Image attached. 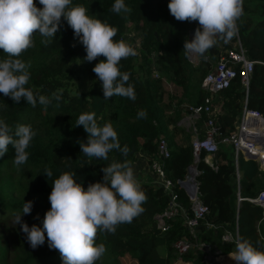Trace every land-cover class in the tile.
<instances>
[{"label": "trees", "instance_id": "trees-1", "mask_svg": "<svg viewBox=\"0 0 264 264\" xmlns=\"http://www.w3.org/2000/svg\"><path fill=\"white\" fill-rule=\"evenodd\" d=\"M115 0H73V4H83L88 14L99 18L117 29L115 40L123 37L132 44L133 38L126 34L139 35L140 41L136 55L122 59L119 68L127 73L129 82L134 86L135 101L121 96H114L105 101L101 82L97 80L93 68L103 56L92 62L84 59L87 55L83 44L74 37V32L62 17L56 37L49 44L39 33L34 34V47L27 49L19 59L29 65L30 79L26 85L37 96L44 95L51 100L48 105L33 107L21 100L15 104L10 97L0 93V121L8 124L13 133L18 125H31L37 133L26 151L29 153L26 164L15 166V151L9 145L7 153L0 157V222H5L17 214H22L26 201L42 203L49 200L52 184L56 176L63 171L75 173L77 182L85 189L90 183L102 181V169L113 162L123 163L126 159L133 164L140 153H145L148 162L157 158V144L160 137L168 143L169 156L163 159L167 176L176 184L179 199L191 215V201L180 185L186 178L188 167L194 155L191 145L193 134L179 123L189 113V107L202 101L205 90L201 82L205 74L213 67L216 58L231 47L236 40L234 33L227 43L218 39L215 47L197 56L193 62L184 53V42L188 31L197 28V22H180L168 8L170 0H125L131 7L128 14H116L111 11ZM38 7L39 0H36ZM254 12V13H253ZM237 33L249 58L255 60L248 91L245 93L238 76L230 85L221 89L214 103L213 116L219 136L229 134L237 124L244 103L248 108L258 110L264 117V0L252 7L251 0H243V15L237 20ZM206 57V58H205ZM0 49V61L7 59ZM157 66L159 76L152 75L153 65ZM86 82L76 83V77ZM179 86L184 97L175 99L169 95L164 99L163 80ZM77 84L76 89L74 87ZM54 96H59L57 100ZM184 100L186 103L181 105ZM95 112L100 126L110 123L116 130L121 148L130 149L128 156L118 149L108 153V160L89 158L81 153L80 143L87 141L88 133L83 126H76L82 113ZM145 113L143 117L139 113ZM205 113L196 117L198 135L203 136ZM202 150L197 161L196 179L198 195L207 205L208 212L199 224L198 239L212 246L214 255L223 256L234 249L232 241L224 240L226 228L234 229L238 225V236L249 241L258 250H264L263 233H258L257 223L261 221V206L243 198L238 200L236 168L233 161V147L220 143L215 153L217 169L204 160ZM51 169L53 178L49 179L43 170ZM240 173L239 192L242 197L255 196L264 189V170L256 160L238 158ZM10 175L9 181H1ZM147 200L142 204L143 212L131 223L120 224L115 233L98 230L96 244H103L107 264H205L194 249L188 250L179 262L171 263L174 253L173 242L188 236L187 228L181 224L179 216L171 227L161 231L157 227L155 215L163 211L167 195L163 187L154 182L139 181ZM25 216V215H23ZM6 218V219H5ZM214 224L216 226H212ZM5 245V256L8 246ZM166 246V257L162 258L158 246ZM23 250L14 248L17 258L14 264H63L58 250H52L47 243L29 249L25 243ZM131 262L123 263V256ZM0 264H4L0 260Z\"/></svg>", "mask_w": 264, "mask_h": 264}, {"label": "clouds", "instance_id": "clouds-1", "mask_svg": "<svg viewBox=\"0 0 264 264\" xmlns=\"http://www.w3.org/2000/svg\"><path fill=\"white\" fill-rule=\"evenodd\" d=\"M39 4L42 7L37 6L36 0H0V49L8 56L0 61V93L15 104L21 100L33 107L37 102L51 103L48 97L37 96L26 87L30 66L19 57L35 46L36 33L45 38L42 43L49 44L56 37L63 17L74 37L83 44L87 53L84 59L92 62L101 56L105 58L93 68L102 85L103 99L121 96L135 101L134 86L128 83L129 75L120 71L119 63L137 53L123 37L114 39L117 29L89 15L83 4H73V0H39ZM168 8L177 21L198 23L194 37L184 42L183 51L191 58L205 56L216 46L217 38L225 43L232 39L236 22L243 15V0H170ZM111 11L128 14L132 9L125 0H115ZM138 115L143 117L145 113ZM76 126H83L88 133L86 142H78L81 153L90 159L107 161L112 149L128 156V146L121 148L116 130L110 123L100 126L95 112L80 114ZM36 134L31 125L24 124L18 125L13 133L8 124L0 121V157L11 145L15 151L14 165L26 164L29 156L26 149ZM102 171L103 180L90 183L86 189L83 183L77 182L75 173L60 172L52 184L51 208L43 218L42 227L37 224L30 227L22 220L33 208V202L26 201L22 214L15 217V224L20 226L31 248L42 246L47 236L49 248L60 252L63 264H95L100 259L105 247L95 242L98 230L114 234L120 224L131 223L143 212L142 204L147 200L130 160L113 162ZM43 172L49 179L53 178L51 169L45 168ZM233 243L229 257L236 264H264V250H258L239 236Z\"/></svg>", "mask_w": 264, "mask_h": 264}, {"label": "built area", "instance_id": "built-area-1", "mask_svg": "<svg viewBox=\"0 0 264 264\" xmlns=\"http://www.w3.org/2000/svg\"><path fill=\"white\" fill-rule=\"evenodd\" d=\"M236 40L231 43V47L227 49L222 55L218 56L213 64V67L205 74L202 79L201 86L205 90V95L201 102L191 105L189 113L184 117L186 121L191 118L200 116L205 113L203 136L198 135V128L194 125V132L196 136L192 139L191 145L193 155H198L202 150L205 151L204 160L210 164L214 169H217V162L215 153L218 150L220 143L230 144L233 147V161L236 168V182H237V197L238 200L243 198L249 202L258 204L262 208L263 217L257 223L258 233H263L261 224L264 225V189L260 190L255 196L242 197L239 192L240 173L238 171V158L240 154L256 156L254 160L258 163L260 169L264 170V117L256 109L248 108L244 103L239 120L235 128L227 135L219 136L218 127L215 121L214 114V100L218 92L230 85L233 78L239 77L240 83L243 86L245 93L248 91L249 80L252 75L255 60L248 57L246 50L242 46L238 37L237 29L235 32ZM264 64V61H258ZM157 75V74H156ZM157 158L149 161L148 166L155 177V183L163 187L167 195V203L162 212L155 215L157 227L161 231H166L171 227L173 221L177 217H181V224L188 230V236L178 238L173 242L174 253L171 263L179 262L183 259V255L190 249H194L198 254H201V259L205 264H236L233 260H224L222 256L214 255L212 246L200 239L197 236V227H199L201 219L204 218L208 212V207L199 198L198 195V181L196 175L198 173L196 168L188 170L186 175V185L183 187L191 201L193 213L190 215L186 207L179 199V193L176 184L171 178L167 176L163 159L169 156V147L166 139L160 137L157 144ZM206 155H212L208 157ZM198 161V160H197ZM212 226H216L211 224ZM238 236V225L235 223L234 229L226 228L222 235L224 240L234 241ZM264 238V233H263Z\"/></svg>", "mask_w": 264, "mask_h": 264}, {"label": "rangeland", "instance_id": "rangeland-1", "mask_svg": "<svg viewBox=\"0 0 264 264\" xmlns=\"http://www.w3.org/2000/svg\"><path fill=\"white\" fill-rule=\"evenodd\" d=\"M259 1L260 0H251L252 7H255L257 5V3H259ZM126 35L131 36V37L135 36L133 38V42L131 44L135 48L137 43H139V41H140L139 35L134 34V33H128ZM132 35H134V36H132ZM188 38H189V31H188ZM189 59L193 62H196L198 58H197V56H195V57H191ZM152 75H154V77L159 76L157 66L155 64L153 65ZM75 81H76V83H84L86 85L85 80L79 79L78 76L76 77ZM76 83H75L74 87L79 90ZM163 83H164L163 85L165 88L164 99H167V97L169 95H173L175 99L180 98V97H184L183 91L179 86L175 85L171 81H168L166 78L163 80ZM184 103H186V100H184V102L181 105H183ZM216 106L217 105H215V103H214L213 108H216ZM215 110L216 109H214V111ZM186 115H188V113ZM186 115H184L181 118L180 123L183 126H186L185 124H187V121L184 119V117ZM186 127H188V126H186ZM189 127H191V126H189ZM189 132H191L193 134V137H192V139H193L196 136V133L191 128L189 129ZM11 178H12V176L6 175V176L2 177L1 181H9ZM50 208H51V204H50L49 200L42 202V203H35V204H33L31 214H25V216H22V220L24 222H27L30 227L33 224H37V225H40L42 227L43 218H44L46 212L48 210H50ZM3 221H5V222H2V223L0 222V260L4 264H14V262L17 260V258L13 255L12 250L14 248H18L19 250L22 251L24 248L23 245L25 243H27V247H29V249L33 250V248L30 247V245H29V243L25 237V234L20 230V226L15 224V217H11V218H8L7 220H3ZM4 243H6L7 246L9 247L8 248V254L6 256H5V246H4L5 244ZM166 251L167 250H166L165 245H159L158 246V252L162 258L166 257ZM105 257L106 256L103 254L100 257V259L95 262V264H107ZM225 260L230 261L231 258L228 259L227 257H225ZM232 261L233 260H231V262ZM122 262L123 263H129V262H131V259L127 255H125L122 258Z\"/></svg>", "mask_w": 264, "mask_h": 264}, {"label": "crops", "instance_id": "crops-1", "mask_svg": "<svg viewBox=\"0 0 264 264\" xmlns=\"http://www.w3.org/2000/svg\"><path fill=\"white\" fill-rule=\"evenodd\" d=\"M180 122H181V120L179 121V123ZM185 125L188 126V127L184 126L187 131H189L190 128L193 130L194 129V125H196L195 118L188 119L187 120V124H185ZM189 126H191V127H189ZM195 128L197 129V125L195 126ZM206 156L211 157L212 155H206ZM148 164L149 163H148V159H147L146 154L145 153H140L138 155L137 160L132 164V167L134 169V174H135L136 178L139 181H142V182H154L155 183V177H154L153 173L150 171ZM226 257L228 259H230L229 258V254L226 255Z\"/></svg>", "mask_w": 264, "mask_h": 264}, {"label": "water", "instance_id": "water-1", "mask_svg": "<svg viewBox=\"0 0 264 264\" xmlns=\"http://www.w3.org/2000/svg\"><path fill=\"white\" fill-rule=\"evenodd\" d=\"M195 29H196V28H193V29L189 30V38H188L189 40L192 39V38L194 37ZM246 156H247L248 158H252V159L256 158V156H253V155H246ZM197 160H198V155L194 156L193 161H192V163L189 165V167H188L187 170L190 171V170H192V168L195 169V168H196V165H197ZM180 185H181L182 187H185V185H186V179L181 180V181H180ZM197 231H198V232L200 231L199 227H197Z\"/></svg>", "mask_w": 264, "mask_h": 264}]
</instances>
